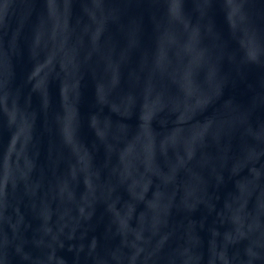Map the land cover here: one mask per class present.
I'll return each instance as SVG.
<instances>
[{
    "label": "water",
    "instance_id": "1",
    "mask_svg": "<svg viewBox=\"0 0 264 264\" xmlns=\"http://www.w3.org/2000/svg\"><path fill=\"white\" fill-rule=\"evenodd\" d=\"M0 264H264V0H0Z\"/></svg>",
    "mask_w": 264,
    "mask_h": 264
}]
</instances>
